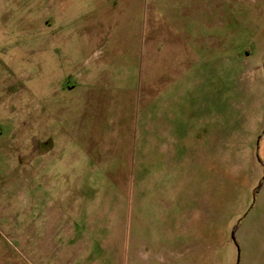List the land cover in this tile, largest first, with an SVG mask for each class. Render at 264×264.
<instances>
[{
    "label": "rangeland",
    "instance_id": "obj_1",
    "mask_svg": "<svg viewBox=\"0 0 264 264\" xmlns=\"http://www.w3.org/2000/svg\"><path fill=\"white\" fill-rule=\"evenodd\" d=\"M257 66L264 0H0V264L237 257L257 185L207 216L191 141Z\"/></svg>",
    "mask_w": 264,
    "mask_h": 264
},
{
    "label": "crops",
    "instance_id": "obj_2",
    "mask_svg": "<svg viewBox=\"0 0 264 264\" xmlns=\"http://www.w3.org/2000/svg\"><path fill=\"white\" fill-rule=\"evenodd\" d=\"M260 72L257 66V81L245 90L240 112L231 114L222 109L218 114L209 110L205 126L200 127L197 139L191 141L190 169L194 178L205 179V202L200 206L205 208L207 216L213 215L214 210L215 173L220 179L232 180L226 183L231 189L238 182L257 185L249 212L231 218L236 221L244 216L235 229L238 256L231 254L227 264H234V258L236 264H264V70ZM200 196L197 190L198 201ZM208 255H204L206 260ZM210 259L211 264L216 263L213 255Z\"/></svg>",
    "mask_w": 264,
    "mask_h": 264
}]
</instances>
